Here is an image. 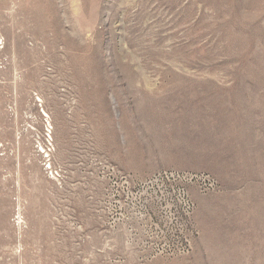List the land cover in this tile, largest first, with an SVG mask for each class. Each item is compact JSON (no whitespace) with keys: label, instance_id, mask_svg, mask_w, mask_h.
<instances>
[{"label":"rangeland","instance_id":"rangeland-1","mask_svg":"<svg viewBox=\"0 0 264 264\" xmlns=\"http://www.w3.org/2000/svg\"><path fill=\"white\" fill-rule=\"evenodd\" d=\"M0 264H264V0H0Z\"/></svg>","mask_w":264,"mask_h":264},{"label":"built area","instance_id":"built-area-1","mask_svg":"<svg viewBox=\"0 0 264 264\" xmlns=\"http://www.w3.org/2000/svg\"><path fill=\"white\" fill-rule=\"evenodd\" d=\"M169 181L170 184H174V182H179L181 184H183V186H185L184 189L179 190V188H177L176 190L171 189L167 192H160L161 195L166 194L167 197L172 198V197H177L179 200L183 201V204H181L183 212L186 215H189L192 206L190 207V203L188 202V192L186 190V187H190L188 185L191 186H196L198 187L201 186V188H205L204 192H210V191H214L216 190V184L213 182V180L209 179V178H199V176L197 175H192V174H187L184 172H178V171H172V172H168V173H164L163 176L162 175H158L157 177H155L152 181L146 180L144 181L143 185H157L158 183H161L163 181ZM194 181H201V182H196L197 184H194ZM197 234V233H196ZM195 237V231L191 232V236L185 240V245L188 246L189 245V241H191L193 238ZM167 244L165 243V246ZM157 246V245H156Z\"/></svg>","mask_w":264,"mask_h":264}]
</instances>
